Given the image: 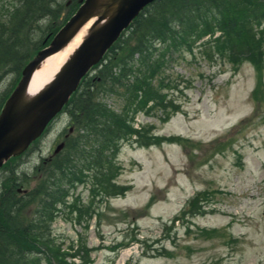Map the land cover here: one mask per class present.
<instances>
[{
  "label": "rangeland",
  "instance_id": "1",
  "mask_svg": "<svg viewBox=\"0 0 264 264\" xmlns=\"http://www.w3.org/2000/svg\"><path fill=\"white\" fill-rule=\"evenodd\" d=\"M252 25L264 48L263 24ZM214 37L171 51L157 75L166 98L181 110L165 123L160 107L135 118L150 134L180 141H124L116 162L117 183L130 185L125 195L95 197L90 182L71 189L79 212L63 208L52 225L69 264H264V79L253 98L254 65L234 66L210 45ZM13 79L0 83V95ZM108 102L121 106L114 98ZM69 127L60 114L27 153L0 170V198L4 183L22 196L19 177L29 188L37 185L44 169L36 166Z\"/></svg>",
  "mask_w": 264,
  "mask_h": 264
},
{
  "label": "trees",
  "instance_id": "2",
  "mask_svg": "<svg viewBox=\"0 0 264 264\" xmlns=\"http://www.w3.org/2000/svg\"><path fill=\"white\" fill-rule=\"evenodd\" d=\"M73 1L76 5L71 6L66 19L78 5V0ZM66 3L0 0V83L14 76L12 87L0 95V109L24 66L61 28ZM263 22L264 0H156L150 4L110 49L96 73L84 79L66 107L78 135L69 139L67 154L55 159L50 169L52 175L47 174L46 179L22 196H15L14 189L2 193L0 264H40L45 257L69 264L65 254H60L61 246L51 225L58 206L66 201V186L79 183L91 172L93 185L101 196L124 193L127 187L115 182L121 169L115 162L121 139L137 134L136 141L143 145L175 139L150 134L146 126H134L139 112L151 113L160 107L166 121L171 115L169 110L177 108L172 101L167 102L161 90L163 80L156 83L170 52L220 31L210 43L217 53L226 54L236 67L249 60L261 72L264 48L252 23L264 26ZM114 94L124 102L120 111L107 102ZM82 129L86 134L81 133ZM81 134L91 140L90 152L80 143ZM84 158L86 163L82 166L80 159ZM25 180L19 177L15 184L22 186L26 182L28 187L29 181ZM31 204L36 207L35 218L27 214Z\"/></svg>",
  "mask_w": 264,
  "mask_h": 264
},
{
  "label": "water",
  "instance_id": "3",
  "mask_svg": "<svg viewBox=\"0 0 264 264\" xmlns=\"http://www.w3.org/2000/svg\"><path fill=\"white\" fill-rule=\"evenodd\" d=\"M151 1L86 0L81 5L50 47L40 51L27 65L0 113V167L12 156L23 153L43 133L79 87L83 76L102 59L123 30ZM91 20L82 42L54 78L39 91L30 93L31 78L42 61L66 46Z\"/></svg>",
  "mask_w": 264,
  "mask_h": 264
},
{
  "label": "bare ground",
  "instance_id": "4",
  "mask_svg": "<svg viewBox=\"0 0 264 264\" xmlns=\"http://www.w3.org/2000/svg\"><path fill=\"white\" fill-rule=\"evenodd\" d=\"M92 21L93 20L84 25L71 39V41L60 51L50 55L40 64L31 79L29 86L30 93L39 91L44 85L54 78L60 67L64 65L65 61L70 58V56L78 48Z\"/></svg>",
  "mask_w": 264,
  "mask_h": 264
}]
</instances>
